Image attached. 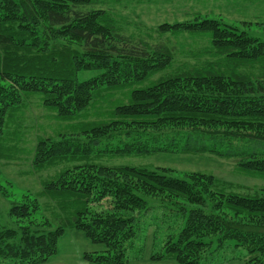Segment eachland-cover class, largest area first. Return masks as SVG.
Returning a JSON list of instances; mask_svg holds the SVG:
<instances>
[{"label":"trees","instance_id":"obj_1","mask_svg":"<svg viewBox=\"0 0 264 264\" xmlns=\"http://www.w3.org/2000/svg\"><path fill=\"white\" fill-rule=\"evenodd\" d=\"M94 3L0 0V138L31 95H39L55 119L68 122L69 134L37 137L31 164L36 170L67 164L43 183L42 194L70 212V227L103 245L102 251L85 254L87 260L125 263L140 228L138 213L148 209L147 196L167 194L184 202L178 209L183 226L152 258L203 264L214 244L232 240L247 248L248 261L259 263L264 194L225 192L220 185L229 184L211 173L179 177L171 168L99 159L208 155L264 179V41L211 18L163 23L159 35L208 40L198 65L166 74L174 59L168 44L122 34L105 10L91 8ZM92 70L98 73L78 79L79 71ZM124 90L125 102L101 110L106 97ZM90 110L96 118H89ZM8 158L0 146V159ZM24 198L9 208L19 222L38 208L36 200ZM63 229L64 224L46 231L29 225L0 229V258L11 264L45 261Z\"/></svg>","mask_w":264,"mask_h":264},{"label":"rangeland","instance_id":"obj_2","mask_svg":"<svg viewBox=\"0 0 264 264\" xmlns=\"http://www.w3.org/2000/svg\"><path fill=\"white\" fill-rule=\"evenodd\" d=\"M91 8L105 10L115 27L124 35L168 44L173 49L174 59L172 68L164 72L166 74L198 65L206 57L202 52L208 46V40L187 34L159 35L156 29L163 23L211 18L236 26L264 41V0H95ZM74 45L78 46L76 43ZM97 73L96 70L79 71L78 79L83 80ZM163 74L154 75L151 80ZM125 92H115L112 97H106L100 103L101 110L125 102ZM96 117L94 111L90 110L89 118ZM58 132L69 134L71 129L68 122L55 119L54 112L42 105L39 95L27 97L22 108L9 120L4 136L0 138V146L4 154L9 156L8 159H0V229H19L22 225H29L33 230L46 231L64 224L55 252L45 261L35 264H98L87 260L84 255L102 251L103 245L92 242L82 229L70 227L66 223L70 212L64 211L54 200L43 195V183L67 164L60 163L42 170H36L31 164L37 137H57ZM104 147L105 143H101L100 148ZM99 161L108 165L166 167L174 169L173 173L179 177L193 171L211 173L229 184L220 185L225 192L264 194L263 178L238 173L230 160L215 156L156 153L144 157L104 156ZM24 197L36 200L38 208L27 220L19 222L9 215V208L13 204H20ZM146 200L148 209L138 213L140 216L137 209L132 207L133 215L138 216L141 223L133 247L127 252V261L123 264H178L174 258L154 259L152 256L162 252L166 238L175 236L183 226L178 209L184 202L167 194L147 196ZM93 208L98 211L103 209L98 205H93ZM258 223L261 226L257 229L264 232V222ZM234 244L232 240L224 241L221 246L214 244L211 254H204L203 264H262L261 261H264V257L259 263L248 261L247 248ZM12 261L7 257L0 258V264H11Z\"/></svg>","mask_w":264,"mask_h":264}]
</instances>
